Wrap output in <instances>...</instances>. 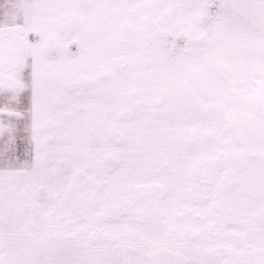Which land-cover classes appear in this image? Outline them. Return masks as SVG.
Returning a JSON list of instances; mask_svg holds the SVG:
<instances>
[{"label":"snow or ice","instance_id":"6c2138e0","mask_svg":"<svg viewBox=\"0 0 264 264\" xmlns=\"http://www.w3.org/2000/svg\"><path fill=\"white\" fill-rule=\"evenodd\" d=\"M0 264H264V0H0Z\"/></svg>","mask_w":264,"mask_h":264}]
</instances>
